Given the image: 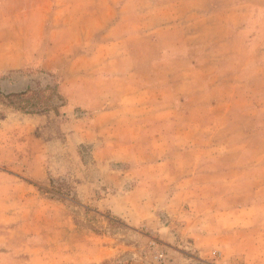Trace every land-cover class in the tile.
<instances>
[{
    "label": "crops",
    "instance_id": "0c3cea01",
    "mask_svg": "<svg viewBox=\"0 0 264 264\" xmlns=\"http://www.w3.org/2000/svg\"><path fill=\"white\" fill-rule=\"evenodd\" d=\"M83 1L52 2L55 16L51 19V31L46 39L55 53L46 51L47 53L36 55L38 58L42 57L41 62L48 71L56 69L60 71L62 81L59 90L67 101L64 111L73 113L75 117L69 122L70 129L64 128L63 131L68 133L60 139L61 144L57 151L64 150V153L68 154L69 151L75 150L78 156V146L84 143L92 144L96 166L106 165L113 174L122 176V180H118L116 174L114 178L118 180L117 184L114 186L111 183L106 184L103 195L98 197H94L97 190L89 188L91 185L89 182L78 183L76 191L80 203L82 205L88 203V199L94 197L90 202L98 211L108 209L112 216L138 230L160 221L158 211L161 210L163 212L159 213L166 217L167 222L172 220L169 216H173L171 224L167 225L168 228L177 227V233L181 231L183 238L187 236L192 239L190 244L197 255L204 256L212 251H218L216 245L225 244L230 239L228 234L241 229L244 221L251 223L252 220H258L255 217L258 200L252 198L245 204H233L228 207L223 201L226 194L221 188L208 192L207 189L213 187V184L202 185L197 182L198 166L194 165L190 172L184 165L192 159L188 146L199 142L196 139L200 131L197 124H200V119L210 112L206 105H202L203 109H200L201 102L194 92L198 86L194 72L199 71L203 63L206 65L209 63L208 57L202 63H194L191 58L180 60L173 57L172 53L169 55L167 50L163 52L164 46L179 45L178 40H173V35L179 31L178 21L173 22V19H178L174 14L175 10H172L174 7L168 11H161L153 8L151 3L149 6L147 0H142V8L134 5V0H88L85 8L78 9L77 6L84 3ZM148 1L156 5L160 2ZM175 1L178 0H170V4H175ZM12 4V0H0V74L4 75L20 69L30 59L35 58L31 52L32 47L36 49L34 45L37 42L45 41L43 33L24 34L15 15L17 13L11 7ZM23 8L22 12L26 14L33 12L28 6ZM159 11L161 14H167L164 18L166 21L162 22L160 18L150 27L143 20L141 25L135 24L136 21L129 18L119 17L115 21V17H112L110 24L106 25L105 35L100 33L101 26L90 34L84 30L78 31L77 15L94 16L105 12L107 15L110 13L113 16L115 13L127 18L130 15L159 14ZM140 29L142 43L139 39ZM160 31H169L170 39L165 41L160 39L162 38ZM149 38L152 42L146 43ZM115 45H124L133 50L137 46L149 48L139 52L136 49L133 54H114L101 49ZM88 47L92 49L86 50ZM182 60L186 61L179 65ZM166 61L170 62L164 71L165 76L170 79L168 82L170 90L160 81L162 73H158L152 65ZM213 64L215 65V62L205 68V74L212 73ZM209 82L210 86H206ZM204 83L201 91L208 95L212 94V85L215 83L220 85L218 78L208 77ZM29 84L21 88L15 83L14 88L7 92L23 91ZM247 89H250V92L260 91L259 89L264 91L259 85ZM179 97L184 103L178 99ZM164 103L170 104L164 106ZM263 103L253 105L250 110L248 107H242L246 115H251L248 127L256 128V134L253 131L246 134V124L235 126L234 132L244 131V136L234 140L244 142L240 149L254 144H261L260 146L264 148ZM161 107L170 108V113L165 116L157 113ZM11 114L12 117L21 118L20 122L25 124L22 125L15 120L18 121L13 122V125L18 127L16 133L20 132L21 128L22 133L29 135L25 137L27 140L25 147L28 148L26 154L29 155L26 174L30 178H27L28 181L20 179V182L10 185L11 193L14 190L20 194L9 197L0 195V264H120V260L115 259V256L121 253L120 245L107 244L106 238H109V235L94 231L90 241H78L74 245L67 243L72 233L64 232V236L60 231L55 233V236L61 238L58 239V242L61 241L60 260L51 263L53 236L50 231L33 229V224H36L33 218L39 216L38 210L41 207L56 205L62 209L66 204L41 195L36 186L49 176L47 158L49 155L53 156L52 148L55 141L50 136L54 134L50 135L48 132L41 136L31 135L38 126H42L40 123L42 119L52 116L51 111L41 115ZM180 114H183L186 122L180 120ZM6 119L3 118L2 121ZM47 123L43 125H48ZM45 128L49 130L50 127L48 125ZM11 150L16 151V148ZM205 151L202 156L200 155L201 158ZM76 156L73 157V164L79 169ZM262 158L264 154L260 159ZM131 181L136 183H129ZM262 190L264 187L259 188V191ZM257 193L258 189L256 195ZM102 237L105 238L101 241L106 240V244L101 242L98 245L94 242L100 241ZM230 247L225 251L221 248L219 250L225 252V255L240 254L237 247L229 251ZM84 252H88L85 259ZM72 254L74 258L68 262L67 257ZM142 264H147V261L142 260Z\"/></svg>",
    "mask_w": 264,
    "mask_h": 264
},
{
    "label": "rangeland",
    "instance_id": "374dc122",
    "mask_svg": "<svg viewBox=\"0 0 264 264\" xmlns=\"http://www.w3.org/2000/svg\"><path fill=\"white\" fill-rule=\"evenodd\" d=\"M53 1L12 0L11 7L17 13L15 15L18 17L20 28L24 30V34L37 35L43 33L45 36V41L41 40L34 45L36 49L32 47L33 56L42 55L46 51L52 52L51 54L55 53L54 48L48 44L49 42L46 39L51 31V19L55 16L52 10L54 8ZM83 2L77 6L78 9L87 6L88 0ZM147 2H149V6L151 3L153 8L161 11H168L174 7L172 10H175L174 14L178 16V19H173V22L178 21L179 25L178 34L173 35V40H178L179 45L164 46L163 52L167 50L169 55L172 53L173 57H178L180 60L191 58L194 63H202L208 57L207 62L209 63L207 65L203 63V66L199 67V71L194 72V78L198 83L194 92H196V98L201 102L200 109H203L202 105H206L210 112L200 119V124H197L200 131L197 133L196 139L199 142L196 145L188 146L192 159L184 165L187 166L190 172L194 165L198 166L196 172L197 182L202 185L205 183L213 184V187L207 189L208 192H213L214 189L217 191L221 188L222 192L226 194L223 201L228 207L233 206V204H245L252 198L258 200L257 213H254L258 220H252L251 223H245L246 221H244L241 229L235 230L232 232L233 234L229 233L230 239L225 244L216 245V249L221 252L220 254L218 251H212L201 256L197 255L192 249L190 244L192 239L190 237L185 236L183 238L181 231L177 233V227L168 228L167 225L171 224L173 216L167 215L172 219L167 222L166 217L160 214L163 212L161 210L158 211L160 221H157L155 225L141 227L139 230L128 226L118 217L112 216L108 209L98 211L90 201L94 197L103 195L106 184L111 183L114 186L122 176L117 173L113 174L111 170L106 168V165L96 166L95 163L97 162L94 160L92 144L84 143L78 146V156H76L75 150L69 151L68 154L64 153V150L57 151L59 144H61L60 139L68 133L63 131L64 128L70 129L69 122L74 120L75 117L73 113L64 111L67 101L59 88L60 98L53 93L48 99L46 96L48 92L41 94V91H39L44 90V87L48 84L61 83L62 77L57 69L48 71L41 62L42 57L38 58L36 56L20 69L13 70L9 74H0V86L5 92L14 88L15 83H18L21 88L28 83L32 84L36 91L30 99L31 103L34 104L33 110L44 108L46 104L53 106L51 109L38 113L41 115L51 111L52 116L47 117L48 119H42L40 122L42 126H38L35 133H31V135L41 136L49 132L50 135L54 134L50 138L53 137L55 141L52 148L54 150L53 156L49 155L47 158L49 176L36 186H46L49 189H53V186H55L62 188V191L69 193V195L64 200H58L66 204V207L62 209H59L56 205L39 208V216L33 218L34 223H36L33 224V229L50 231L52 234L51 242L54 244V248L50 256L51 263H57L60 260L59 245L61 241L58 242V239L61 240V238L55 236V233L57 234L60 231L63 236L64 232L72 233V236L68 237L67 243L74 245L78 241H90L92 231H94L108 234L107 244L120 245L121 253L115 256V259L120 260V264H142V260L147 261V264H156L155 257L159 252H163L169 260L177 264H264V190L259 191V188L264 187V158L260 159L264 154V148L260 146L261 144H254L240 149L244 142H234V140L240 138L244 131L238 133L233 130L238 124H246V134L252 131L256 134V128L248 127L251 115H246L242 111V107H248L250 110L253 105L256 106L260 102H264V91H261L262 89L252 92L247 89L250 86L258 87V85L264 88V0H178L173 5L170 4V0H162V2L160 0L158 5L148 0ZM134 5L142 8V0H134ZM27 6L32 9V13L22 12V8ZM158 13L143 16L142 14L140 16L130 15L126 18L115 13L111 16L110 13L107 15L103 12L94 16L77 15L76 17L78 31L83 32L84 30L85 33L90 34L101 26L100 33L105 35L107 33L106 25L110 24L112 17H115V21L119 17L129 18V20L136 21L135 24L140 23L141 25L143 20L150 27L158 22L160 18L163 22L167 16V14H161L160 11ZM163 25L166 26L165 23ZM140 30L139 39L142 43V29ZM159 34L162 37L160 39L164 41L170 39L169 31H160ZM145 42L150 43L152 41L149 38ZM147 48L137 46L135 50L137 49L139 52ZM85 49H92V47ZM101 49L114 54L135 53L133 48L124 45ZM212 56L214 59H210ZM186 60H182L178 64L181 65ZM212 62H215V65L213 64L214 69H212L211 74L207 75L204 70ZM161 64L160 62L152 64L153 69L160 74L162 73L160 81L167 85L168 90H170V83H168L170 79L165 76L164 72L166 65H169L170 62L166 61V63ZM208 77L218 78L220 84L216 85L215 83L211 86V95L201 91L202 86H205L204 81ZM206 86H210V82ZM178 99L184 103L181 97ZM48 100L49 102L46 103ZM169 104L164 103V106ZM170 111V108L161 107V110H157V113L165 116ZM11 113L19 116L28 115L22 110L14 109L0 102V195H7L8 197L9 195L16 196L20 194L14 192V190L11 193L10 185L20 182V179L21 181H28L27 178H30L26 174L29 155L26 154L28 148L25 147L27 142L25 137H29V135L25 132L22 133L21 128L20 132L16 133L18 127L13 125V122L18 123L19 121L22 125L25 124L20 122L22 121L21 118L12 117ZM3 118H7L4 120L5 122L2 121ZM180 120L185 121L183 114H180ZM45 122H48L49 130L45 128L48 125H43ZM41 128L45 129L41 130ZM14 147L16 151L11 150ZM3 149L6 152L1 151ZM204 150L206 151L203 158H201L200 155ZM75 156L79 163V169L75 168L73 164V157ZM116 174L118 180L114 178ZM80 182H89L91 184L89 188L92 187L97 190L94 197L89 198L88 203L83 205L80 203L76 191V187ZM256 189H258L257 195ZM39 193L43 194L40 191ZM44 196L52 197V194L44 193ZM54 197H57L56 194ZM185 216L187 215L185 214ZM74 232H77V234L74 235ZM177 234L179 238H177ZM104 238L102 237L100 241L96 240L94 242L98 245L101 242L106 244V240L101 241ZM229 247V251H232L233 247H237L240 254L235 256L225 255V252L221 251H225ZM87 254L88 252H84V259L87 258ZM73 258V254L68 256V262Z\"/></svg>",
    "mask_w": 264,
    "mask_h": 264
},
{
    "label": "trees",
    "instance_id": "16d2710c",
    "mask_svg": "<svg viewBox=\"0 0 264 264\" xmlns=\"http://www.w3.org/2000/svg\"><path fill=\"white\" fill-rule=\"evenodd\" d=\"M4 75V74H2ZM59 83L57 82L54 85L48 84L44 87V90H39L41 91V94H43V92H48V94L46 95L47 98L49 99L51 94H56V96H58L60 98V94L58 91L59 88ZM50 92V93H49ZM36 93V91L34 90L32 84L30 83L25 90L23 91H19V92H5L2 87L0 86V102L6 106L12 107L14 109H18V110H22L24 113L31 115V114H38L44 110H48L51 109L53 106L52 105H47L44 108H39L37 110H33V103H31L30 99L31 96L34 95ZM46 94V93H45ZM49 102L46 101V103ZM30 105V106H29ZM56 108V107H55ZM39 191L42 192L44 196V193H51L52 197H48L50 199H54V200H64L65 198H67V196L69 195V193L67 192H63L62 188H57L55 186H53V189H49L46 186H40L38 187ZM59 197V198H55L54 196ZM47 197V196H46Z\"/></svg>",
    "mask_w": 264,
    "mask_h": 264
},
{
    "label": "built area",
    "instance_id": "2783aa9c",
    "mask_svg": "<svg viewBox=\"0 0 264 264\" xmlns=\"http://www.w3.org/2000/svg\"><path fill=\"white\" fill-rule=\"evenodd\" d=\"M155 259H156V264H177L169 260L163 252H159L156 255Z\"/></svg>",
    "mask_w": 264,
    "mask_h": 264
}]
</instances>
